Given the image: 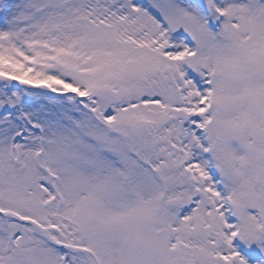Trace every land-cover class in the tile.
I'll use <instances>...</instances> for the list:
<instances>
[{
    "label": "snow or ice",
    "instance_id": "1",
    "mask_svg": "<svg viewBox=\"0 0 264 264\" xmlns=\"http://www.w3.org/2000/svg\"><path fill=\"white\" fill-rule=\"evenodd\" d=\"M0 264H264V0H0Z\"/></svg>",
    "mask_w": 264,
    "mask_h": 264
}]
</instances>
